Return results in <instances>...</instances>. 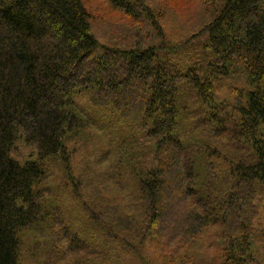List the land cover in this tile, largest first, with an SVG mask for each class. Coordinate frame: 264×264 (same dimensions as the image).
<instances>
[{"label":"trees","instance_id":"obj_1","mask_svg":"<svg viewBox=\"0 0 264 264\" xmlns=\"http://www.w3.org/2000/svg\"><path fill=\"white\" fill-rule=\"evenodd\" d=\"M101 1L130 19L126 29L111 18L124 33L117 47L101 46L87 0H0V264H24L26 235L36 264L97 256L42 187L45 160L68 166L67 143L91 119L73 100L82 92L119 112L144 140L143 155L148 144L154 155L153 168L135 172L138 199L120 207L104 198L93 216L109 240L130 236L159 255L144 264H264L252 230L264 193V0H197L203 41L178 58L149 0ZM225 87L233 97L220 96ZM185 91L197 109L181 106ZM19 142L37 158L15 159Z\"/></svg>","mask_w":264,"mask_h":264},{"label":"rangeland","instance_id":"obj_2","mask_svg":"<svg viewBox=\"0 0 264 264\" xmlns=\"http://www.w3.org/2000/svg\"><path fill=\"white\" fill-rule=\"evenodd\" d=\"M148 3L160 17L165 42L175 47L176 52L173 53L176 58L194 53L203 41L202 37L197 39L205 16L202 5L197 0H149ZM87 4L96 14L94 31L101 46L117 47L118 36L123 37L124 33L112 24L114 21L111 18L115 22L121 21L126 29L131 25L130 19L105 1L87 0ZM226 94H230L227 87L220 96L225 97ZM191 97V93L185 91L180 101L181 106H196L197 109L199 104ZM229 97L233 96L230 94ZM73 100L87 106L91 119L86 130L67 143L70 152L68 166L59 157L45 160L47 180L42 187L50 200L49 208L64 219L72 233L79 234L85 242L87 240L97 248V259L93 258L91 264H102V261L103 264H144L147 258L154 260L159 255H153L146 246H140L130 236H124V240H109L93 218L97 217V210L104 198L105 203H108L104 205H113L118 197L120 207L131 201L130 197L138 199L139 178L135 172H146L154 167L151 145H147L148 152L143 155L146 150L142 147L144 140L139 139V134L132 129V125L112 107L93 106L86 92L74 95ZM181 129L186 133V140L190 141L193 136L189 131L192 132L193 127L189 119L182 122ZM12 156L22 162L37 158L34 149L23 142L16 145ZM253 204L255 211L253 210L252 230L256 235L255 245L263 251L264 237L261 235L264 233V193ZM215 231L216 229L208 230L202 237V242L207 244ZM30 239L28 235L23 238L24 264H36L37 260ZM122 242L129 249L123 244L122 250ZM100 255L101 258H98ZM185 255H189V252L185 254L181 250L176 254L177 257Z\"/></svg>","mask_w":264,"mask_h":264}]
</instances>
